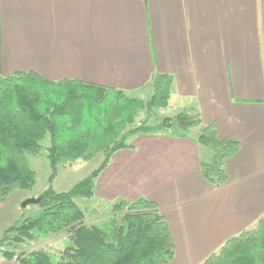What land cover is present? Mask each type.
<instances>
[{
    "label": "crops",
    "instance_id": "obj_1",
    "mask_svg": "<svg viewBox=\"0 0 264 264\" xmlns=\"http://www.w3.org/2000/svg\"><path fill=\"white\" fill-rule=\"evenodd\" d=\"M17 72L127 95L149 93L158 73L172 77L162 109L197 113L201 124L130 136L95 180L100 199L157 204L174 243L168 264H201L263 216L264 0H0V77ZM206 124L239 143L220 185L200 173L214 155L198 141ZM20 192L0 203V236Z\"/></svg>",
    "mask_w": 264,
    "mask_h": 264
},
{
    "label": "trees",
    "instance_id": "obj_2",
    "mask_svg": "<svg viewBox=\"0 0 264 264\" xmlns=\"http://www.w3.org/2000/svg\"><path fill=\"white\" fill-rule=\"evenodd\" d=\"M171 82L170 75L156 74L152 94L144 102L112 86L78 79L52 81L33 72L0 77V203L13 189L27 190L35 184L27 153L36 155L44 150L51 168L48 187L30 203L39 208L37 214L26 216V207H21L17 219L2 232L0 253L4 258L18 264H55L44 250L16 253L8 247L33 239V231H65L67 244L56 264L169 263L174 243L154 201L145 197L115 199L105 229L86 223L75 198L95 194L96 177L113 152L130 147V136L153 132L179 135L174 126L186 131L201 124L197 113L181 111L158 118L154 124L133 125L138 109L152 113L155 107L167 105ZM46 136L48 145L43 146ZM198 141L214 149L212 161L201 163V175L215 185L224 183L225 164L238 149V141L219 138L212 124L201 127ZM99 152L103 160L88 176L67 191L52 188L58 164L87 160ZM256 224V228L228 238L201 264H264V214Z\"/></svg>",
    "mask_w": 264,
    "mask_h": 264
},
{
    "label": "rangeland",
    "instance_id": "obj_3",
    "mask_svg": "<svg viewBox=\"0 0 264 264\" xmlns=\"http://www.w3.org/2000/svg\"><path fill=\"white\" fill-rule=\"evenodd\" d=\"M151 94L152 87L150 92L147 94L140 93L131 94L129 96L140 98L145 102L150 98ZM162 108L163 107H155L152 113H147L145 108L138 109L133 125L139 124L140 122L154 124L158 118L173 115L172 113H169V109H166L165 112ZM167 113L171 115H167ZM48 141V137L46 136L41 141V144L46 146L48 145ZM26 159L30 168L35 172V184L32 188L25 190L26 192H20L18 194V198L20 199L27 196L24 200L36 198L44 189L48 187V178L51 172L49 161L44 154V150L36 155L27 153ZM102 160L103 153L99 152L97 155L87 160L77 159L73 162L58 164L57 174L51 183L52 188L58 192L69 190L80 180L88 176L93 170L98 168ZM15 193L16 192H13L12 195H15ZM25 194L27 195L25 196ZM23 201H21V203ZM75 201L85 213L86 223L95 224L105 229L109 228L108 218L111 215L110 206L115 200H103L94 194L91 198L76 197ZM25 207L24 213L26 216H35L39 210V208L33 204H26ZM7 211L8 205L6 204V206L0 210V213L3 215ZM256 226L257 224L253 225L250 229H254ZM33 234V239L26 240L17 245H11L8 249L13 250L16 253L21 251L29 252L33 250H44L50 255L53 263H58L59 254L67 244V233L65 231H60L58 233H41L33 231ZM0 257H3L1 253ZM15 261L16 260H14V262Z\"/></svg>",
    "mask_w": 264,
    "mask_h": 264
},
{
    "label": "water",
    "instance_id": "obj_4",
    "mask_svg": "<svg viewBox=\"0 0 264 264\" xmlns=\"http://www.w3.org/2000/svg\"><path fill=\"white\" fill-rule=\"evenodd\" d=\"M36 201V198H32V199H26L21 203V207L26 206V204H30V203H34Z\"/></svg>",
    "mask_w": 264,
    "mask_h": 264
}]
</instances>
